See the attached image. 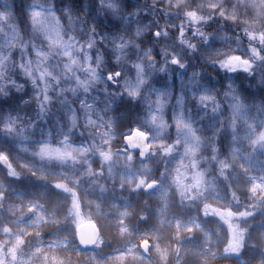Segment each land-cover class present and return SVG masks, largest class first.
Instances as JSON below:
<instances>
[{
    "label": "trees",
    "instance_id": "obj_1",
    "mask_svg": "<svg viewBox=\"0 0 264 264\" xmlns=\"http://www.w3.org/2000/svg\"><path fill=\"white\" fill-rule=\"evenodd\" d=\"M173 1L115 0L117 9L112 11L99 8L96 0H63V5L57 0H50V3L55 5L67 34L85 39L91 26L96 25V35L104 37V40L100 42L98 39V44L91 53L93 65L101 50L104 51L105 58L97 69L98 79L90 80L87 73H77L81 80L89 79L87 91L77 86L75 78L61 77L59 84L50 81L52 86L47 91L49 99L45 102L41 81L37 78L33 84L18 66L26 57L20 45H29L30 54L31 44H40L39 35L29 23L32 0H0V12L11 13L10 23L15 26L5 27L4 32L0 34V55L8 57L0 74V125L9 119L16 122L15 133L0 128V153H5L12 164L19 161L23 163V166L16 170L18 176L8 174L9 169L0 163V179L5 185L0 189V213L5 223L24 216L14 227L23 241L14 249V256L12 252L1 254L0 264L255 263L253 258L258 257L255 253L258 247L254 248L248 244L245 236L239 241L240 261L236 260V254L228 251L225 246L221 252H227L208 255V261L201 259V255L191 254L187 249L192 245L196 246V250L201 249L206 253L198 238L199 232L194 228L192 232L182 233V228L190 227L194 223L199 227L210 225L202 210L204 182L201 181V184L196 186L193 178L197 173H200L205 181L214 180L218 176L222 179L227 177L225 170L231 168L227 152L233 144L225 142L224 130L220 125L212 124L210 109L198 102V87L194 85L195 91L191 94L185 90V84L190 76L195 75L194 78L201 81V84L215 95L224 112H227L224 103L225 92L229 89L227 82L239 84L237 89L242 93L241 99L249 100L251 116L259 123L264 119V94L261 92V85L264 84V62L257 61L251 75L244 71H223L215 63H209V59H204L198 50L190 54L191 50L181 42L180 33L183 29L182 39L195 43L197 49L209 47L223 51L224 55H240L251 59L250 49L256 47L261 55H264V46L260 40H250L247 35L248 32L264 33V3L261 0H183L182 4ZM44 2L47 4L49 0ZM65 8L73 17L71 21L65 15ZM132 9H135V13L129 14ZM99 11H103L105 16H98ZM190 11H194L203 19L194 23L186 15ZM114 17L118 18L116 22L112 19ZM157 31L165 36L169 43L173 44L172 41H175L174 44L181 47L182 63L186 62L187 65L185 68L179 69L170 62L172 53L164 46L161 37L153 35ZM136 32L140 35L137 36ZM204 35H207V41ZM13 38L15 44L10 43ZM113 39L132 41L123 49V58L119 62L115 60L118 53L114 50ZM136 44L140 47L137 48ZM149 48L155 57V64L151 67H148L151 62L145 64V73L150 76V83L133 102L124 92L123 85L127 78L134 77V69L128 61L139 60ZM222 58L223 56H215L210 60L214 62ZM50 63L58 66L55 68L56 73L58 69H62L60 58L53 57ZM161 67L164 68L163 72L160 71ZM116 70H120L122 75L119 78L114 77L117 83L113 84L107 81L106 75ZM216 77L218 81L213 79ZM257 81L261 83L258 84ZM148 88H170L173 92L179 88L183 100L182 115L198 137V147L192 155H185L179 150L165 153L157 148L150 149L148 157L152 156L154 162L149 177L156 181L157 185L165 186L161 197L150 195L138 182H129L131 174L127 173V169L132 171L146 159L140 160L122 141L123 135L133 127L148 131V127L141 121L147 113L148 100L145 94ZM73 114L77 118L75 126L71 123ZM164 119L165 141L167 144H173V140L177 139V129L169 108L164 114ZM90 120L94 123H89ZM110 136L113 138L107 145V137ZM65 137H68L67 142L73 147L85 148L89 145L91 148L86 152L87 155H83L78 161L66 159L62 162H50L55 171L65 172L71 178V181L66 179L63 182L60 177V180L55 182L51 176L44 174L47 158L41 159L36 153L42 143L58 147ZM106 147L119 150L117 152L126 157L129 155L128 162L122 163V157H117L112 152L110 157L113 167L107 170V163L99 154ZM246 147L248 145L240 136L237 146L233 149H238L236 153L240 157V151ZM100 148L102 149L97 150ZM182 155H185L184 159ZM86 158H89V164L86 163ZM221 162L226 163L228 167L220 170ZM234 163L238 171L237 179L242 180V163L239 160ZM255 171H251V174L254 175L253 179L258 181L259 175L262 174H254ZM178 179L183 180V194L178 186ZM251 181L252 177L247 182L249 186L252 185ZM60 183L66 184L76 192L75 198L78 192L80 199L76 200L79 208L83 207L84 200L95 203L98 214L90 219L102 224V233L95 246L81 248L75 237L72 242L59 244L63 237H67L66 226L69 223L62 217H66L68 211L76 208L72 204L73 192L56 187ZM227 190L232 192L231 189ZM245 192L247 194L241 192V197L239 193L237 198L240 202V217L250 220L251 224L255 222L256 225L264 226V209L259 207L264 205V199H261L263 193L260 189L255 193L248 190ZM258 195H261V198L256 204L254 197ZM57 202L59 206L55 210V217L48 221L51 217L49 212ZM31 203L43 207L47 220L33 223L36 212ZM217 209L220 212L225 210L223 206ZM162 219H171L172 222L174 220V224H163L160 238L155 241L154 235L158 233L157 228ZM242 230L248 232L247 228L243 227ZM174 232L176 238L172 235ZM144 239L167 249L171 247L167 261L158 263L154 255L146 256L139 248V242ZM258 249L264 254V247L260 246ZM248 250L252 253H247ZM245 258L249 259L244 260ZM148 259L149 261H146Z\"/></svg>",
    "mask_w": 264,
    "mask_h": 264
},
{
    "label": "rangeland",
    "instance_id": "obj_2",
    "mask_svg": "<svg viewBox=\"0 0 264 264\" xmlns=\"http://www.w3.org/2000/svg\"><path fill=\"white\" fill-rule=\"evenodd\" d=\"M175 1L176 0H174L173 3H176ZM179 4H182V3H179ZM157 37H161L160 39L162 40V43L164 44V46L167 47V49L170 50V52L172 53V56L173 55L177 56L180 62H182L183 56H182L181 47H179L177 44H174L176 43L175 41H172L173 44L171 42L169 43L168 40L165 39V36L159 35ZM197 50L200 54H202L204 59H210L215 56L216 57L224 56L223 51H218V50H215L209 47L199 48ZM171 58H170V61H171ZM59 68H60V65H59ZM178 68L181 69L179 66ZM60 71L58 69L57 74H59ZM194 76H190L187 79L188 83L185 84V90H187L191 94L193 92L194 94L195 89L193 88L195 85L199 89L198 96L202 94H211V92L201 84V81L197 80V78L195 79ZM129 81L132 84H135L136 83L135 76L132 79L127 78L123 85L126 87V82H129ZM235 91L242 103V108L240 109L239 113L234 112L231 106L232 101H230L225 95H224V103L227 107L226 108L227 112L222 111L221 110L222 108H220L218 112H213L212 106L210 105L207 106V108L210 109V116H211L212 124L215 126L220 125V127L224 130L225 142L230 145L233 144V146H231L232 148L230 147L229 152H227V157L229 159L230 167H231L228 171L225 170L227 177L222 179L218 176L217 178L215 177L214 180H210V181H205L204 178H201V181L204 182L202 188H203V192L205 193V196L203 197L204 201H203L202 210H203L204 216L209 220L208 223H210V225H208L207 227H201V226L199 227L197 223H194L190 226L192 229L191 231L188 230L190 227H187V226L183 227L181 230L182 233H184V231L192 232L193 229L195 228L199 232L198 238H200L202 247L206 249V253H203L201 249L200 251L196 250V246H192V245H189L187 249L191 254L201 255V259H204V260H207L206 258L208 255H213L215 253L221 254L223 252H227L225 250H222L221 252V249L224 246L227 248L228 251L234 250L235 252L237 248L236 243L240 241L242 236H245V238H247L246 242L248 241L247 243L250 245H253L254 248L255 247L259 248L260 246L264 247V226L256 225L255 222L251 224L249 223L250 220L242 219L240 217L241 213L239 212L240 202L237 199L239 193L241 197V192L245 194H247V192H245L246 190H248V192L249 191L252 192L250 189L253 183H264V146H260V145L253 146L252 145L251 140H250L251 130L249 128V125H252L257 130H259L260 128H264V119L262 118L259 123H256V121L251 116L252 108H250V111H249V100L241 99L242 93L239 89L236 88ZM158 94L163 96L166 103H165L163 110L157 112L159 119L154 122L152 121L151 116H150V109L154 110L155 104L152 103L150 105L149 101L150 100L155 101ZM145 98L146 100H148V108H147L146 116H144L141 119V121L143 122L145 126L148 127L147 132L150 135L149 137L150 149L157 148V150L164 151L163 149L165 147L172 145L173 147L170 152L179 150L185 155L186 154L192 155L193 153H195V152L190 151V149L194 148L196 151L198 147V143H197L198 141L197 139H194L193 134L188 132L187 129H178L176 126L177 139L173 140L174 141L173 144L172 143L167 144L165 141L166 140L165 139L166 121L164 119V114L167 112V109L168 108L170 109L171 114L175 120V125H176V119L181 116L183 117L182 109H181L182 102H183L181 90L178 88L176 92H173L172 89L170 88H167V89L148 88L147 93L145 94ZM183 119L185 123H188V121L184 117ZM233 120H235L236 122L235 128H233L232 126ZM6 121L7 120H5V122ZM240 136L244 138V142L246 145H248V147L243 148L242 151H240V154H239L240 157H239L236 153L238 149L235 150L233 148L234 146H237V142ZM112 138L113 137L111 136L107 137V145H109ZM58 146L63 147V144H59ZM71 147L73 146L71 145ZM73 148H76V147H73ZM85 148L89 149L91 148V146L88 145ZM101 149L102 148L97 149V150H101ZM104 151L109 152V153L113 152L114 153L113 155L120 157V158L122 157L121 159V161H123L122 163H127L130 158L129 155H127L126 157L124 156V154L117 152L119 150L115 151V149L111 147L104 148ZM76 155H77L76 160H72V159L70 160L78 161L83 155H87V153L86 152L83 154L76 153ZM185 155H182L183 159ZM111 159H112L111 157L107 161L103 159L107 163V165L105 166L107 170H110L113 167V163H112L113 160L111 161ZM54 160L56 162L60 161L55 158L46 159V162H45L46 167L43 170L44 174L46 173L47 175L51 176V178H53L55 182H58L60 180V177L63 182L66 181V179L71 181V178L68 177L69 174L65 172L58 173L52 168L50 162H54ZM238 160L241 161L242 163V166L240 164V167L243 170L242 180H240V178L237 179L238 171L237 169H235L236 165L234 162ZM85 161L87 164H89V158H86ZM153 162H154L153 157L152 156L148 157L147 155L146 161L143 164L136 165V167L133 168L132 171L130 168L127 169V173L131 174V176L128 178L129 182L140 183V181L143 180V184L141 183L140 184L143 186L144 189H146L147 183H149L150 181H154L150 179L149 177V175L151 174L152 168H153ZM12 166L15 168V170H18L23 166V163L19 161L16 164H12ZM209 167L211 166L209 165ZM214 167L216 166H213V168ZM6 168L8 167L6 166ZM219 169L222 170L224 168L220 166ZM254 169L256 170L254 174H262V175H259L258 178H260V180L258 181L256 179H253L254 175L251 174V171H254ZM251 177H252V181H251L252 185L249 186L247 182L250 181ZM4 186H5L4 183L0 179V189H3ZM72 188L75 191V188L74 187ZM227 189H231L232 192H228L230 190H227ZM146 190L148 191L150 195L161 197L163 196L165 192V186L157 185V183H155V186H153L151 189H146ZM254 198L257 200L256 204H258V200L261 198V195L260 196L258 195ZM76 199H80V195L78 194V192H77ZM261 199H264V193ZM57 206H59V202H57L55 206L53 207V209H51L53 212L52 211L49 212V216L51 217L48 219V221L53 220V218L55 217L54 215L56 214L55 210L57 209ZM219 206H223L225 210L220 212L217 209V207ZM31 207L36 212L34 216L36 218L33 223L35 222L40 223L42 221L47 220V215L44 214L46 212L44 211L41 205L37 203H31ZM259 207L264 209V205H259ZM52 213H53V216H52ZM97 214H98V209L96 208L95 203L89 200H84L83 207L79 208L78 211L76 208H73V211L72 210L68 211L67 216L62 217L63 220H68L69 222L68 225L66 226L67 237L65 238L63 237L62 241H60L59 244H67L69 242H72L75 236V233H74L75 226L83 221L91 220L90 217L92 216L97 217ZM221 214H223V217H221ZM219 216H220V219H219ZM22 219H24V216L16 218L15 221L12 219L11 221L5 223V219H3V215H1L0 213V256L1 254L10 252V249H13V248L16 249L22 243L23 241L22 238H20L19 233L14 228L16 224H18ZM92 221H94L97 224L99 228V233L101 234L102 224L100 222L97 223L95 220H92ZM193 221L195 222L196 220L193 219ZM171 222H172L171 219H169V221L166 219L165 220L162 219L160 221L159 227L157 228L158 233L157 234L155 233L154 235L155 241L160 238V235H161L160 230L163 227L162 225L163 224L168 225ZM172 224H174V220ZM5 227L9 229L8 232L4 231ZM243 227L247 228L248 232L246 231L244 232L242 230ZM217 229H219V231H217ZM172 235L174 238H176L175 232ZM170 248L167 249L165 246H161L158 243H153V244L151 243L149 254L154 255L158 263H164L169 258V253L171 252ZM258 248L255 249V253L257 254L258 257H260L262 264H264V254L261 251V249H258ZM246 252L249 254L252 253V251L250 250ZM146 261H149V259Z\"/></svg>",
    "mask_w": 264,
    "mask_h": 264
},
{
    "label": "snow or ice",
    "instance_id": "obj_3",
    "mask_svg": "<svg viewBox=\"0 0 264 264\" xmlns=\"http://www.w3.org/2000/svg\"><path fill=\"white\" fill-rule=\"evenodd\" d=\"M103 6L106 8L116 11L117 5L115 0H103ZM213 7H215L213 5ZM186 15L195 23L199 20L203 19L197 15L194 11L187 12ZM29 16H30V24L36 30L37 33H41L46 38V46L45 44L37 45L35 42L31 44V53L28 54L29 45L22 44L20 45L21 49L26 53L25 61L18 66L33 82L36 83L37 78L43 84V92L45 102L48 101L49 97L47 96V91L51 88V82H55L56 84L60 83L61 77L64 78H75L76 84L78 87H83L85 91L88 90L87 85L90 80L98 79L97 69L100 67V59L97 55L95 58V65H93V57L91 55L93 49L96 48L98 44L97 35L95 32H89L85 39H80L75 35H69L64 31V27L60 18H58L53 12V5L49 2L46 4L44 0H32V4L29 8ZM11 21V13L9 12H0V34H2L7 28H14L15 26L10 23ZM184 30L181 29L180 38L181 42L186 44L187 42L182 39ZM153 35L159 36L160 32L157 31L153 33ZM250 40L259 39L261 45L264 46V33H255L248 32L247 33ZM104 37H100L99 41L102 42ZM10 43L15 44V39L10 40ZM112 43L115 45L114 50L118 53L117 62H119L123 58V49L128 46L127 41L116 40L113 39ZM251 59L244 58L240 55H224L222 59H218L215 62L218 64L221 70L227 72H235V71H244L249 75L253 74V68L257 61L264 62V55H261L260 50L256 47H251ZM54 53L56 55H54ZM147 54V53H145ZM60 58V62L62 63V70L59 74L56 73L55 68L57 65H52L50 61L53 57ZM8 57L4 55H0V74L3 71V65L5 60ZM172 64L180 65V60L177 56L173 55L170 61ZM137 72V81L135 84H132L130 81L126 82V87L132 94H135L138 88L140 87V78L142 77L145 69L141 64H137L135 66ZM35 72V75L33 73ZM78 72L87 73L89 79L81 80L77 75ZM122 75L120 70H116L115 72H108L107 81L115 84L117 80L114 77L119 78ZM225 96L232 101V108L234 112L239 113L242 108V103L235 91L234 88H229V91L225 92ZM198 102L205 106H212L213 112H218L221 108L220 103L217 101L215 95L212 94H202L198 98ZM154 103L155 109H150V116L152 121H157L159 119L157 112L163 110L166 101L164 100L162 95H158L155 101H151L150 105ZM43 111V105L41 106ZM77 118L75 114L71 116V123L73 126L76 125ZM162 122V121H161ZM89 123H94V121H89ZM166 126V125H165ZM176 126L178 129H187L188 132L193 134L194 139H198L195 137V133L193 132L192 126L189 123H185L183 117H178L176 119ZM233 128L236 127V122L233 120L232 122ZM0 128L6 130L8 132L15 133L16 132V122L14 119L7 120L3 125H0ZM251 130L250 140L253 146L260 145L264 146V128H260L259 130L255 129L252 125H249ZM134 138H139L140 144H142L144 150L148 149V145L143 143L146 139V134L139 129H133L131 134L125 137L126 142H130L136 144V140ZM68 137L64 138L62 141L63 147H51L50 143H42L39 146V150L36 153L41 159L45 158H55L58 160H66L72 159L76 160V153L83 154L88 151L86 148H73L67 142ZM172 145L165 147L163 150L165 153H168L172 150ZM190 151L195 152V149H190ZM100 156L105 160L110 159V153L106 151H100ZM143 155V152H142ZM0 163H4L7 165L9 169V174L12 176H18L17 171L10 163L7 155L5 153H0ZM222 163V168H227L228 165L226 163ZM89 172L91 169L89 168ZM201 174L197 173L194 179V184L199 186L201 184ZM143 184V180L140 181ZM148 185H146L147 187ZM178 186L183 190L185 188L182 179H178ZM56 187L60 189H64L65 191L71 192L72 190L67 187L66 184L60 183L57 184ZM191 187V186H188ZM257 189H260L262 193H264V183H253L251 187V191L253 193L256 192ZM73 204L75 205L77 211L79 209L78 201L75 198V193H73ZM191 231V227L188 229ZM5 232H8L9 229L7 227L4 228ZM123 231V229H122ZM147 243V241H145ZM18 246V245H17ZM13 256L15 254V250L10 249Z\"/></svg>",
    "mask_w": 264,
    "mask_h": 264
},
{
    "label": "clouds",
    "instance_id": "obj_4",
    "mask_svg": "<svg viewBox=\"0 0 264 264\" xmlns=\"http://www.w3.org/2000/svg\"><path fill=\"white\" fill-rule=\"evenodd\" d=\"M57 2L60 3L61 5H63V0H57ZM261 2L264 3V0H261ZM176 3H183V0H176ZM96 5H97L99 8H106L105 6H103V0H96ZM53 12H54V14H55L58 18H60L59 14H58L57 11H56L55 5H53ZM64 12H65V15H67V17H68V20L71 21V20L73 19V17L70 15L69 10H68L67 8H65V9H64ZM134 13H135V9H132V11H131L129 14H134ZM97 15H98V16H101V17H104V16H105V13H104L103 11H99V12H97ZM112 19H113L114 22H116V20H117L118 18H115V17H114V18H112ZM29 23H30V21H29ZM30 25H31V24H30ZM90 32H95V33L97 32V27H96L95 24H93V25L91 26ZM37 34L39 35L40 44H45V46H46V38H45V36H44L43 34H41V33H37ZM135 34H136L137 36L140 35L139 32H136ZM69 35H72V34H69ZM201 35H203V34L201 33ZM99 38H100V37L97 36V39H99ZM204 39H205V41H207V39H208L207 35H204ZM125 41H127L128 43H131V42H132V41H128V40H125ZM185 41L187 42L186 45H187L188 49L191 50V51H190V54L195 53V52L197 51V46H196V44H195V43H189L187 40H185ZM114 47H115V45H114ZM136 47L139 48L140 45H139V44H136ZM145 53H147V54H145ZM54 55H56V54L54 53ZM98 56H99V59H100V65H101V63L104 62V58H105V56H104V51L101 50L100 53L98 54ZM57 58H59L58 55H57ZM115 60L117 61V56L115 57ZM146 62H151L150 64H148V67H151L153 64H155V57L152 55V50H151L150 48H149L147 51L144 52L143 56L140 57L139 60H136V61H131V60H130V61H128V63H129V65L131 66V68L134 69V73H133V75L135 76L136 81H137V72H136V68H135V66H136L137 64H141V65L144 67V69H145V64H146ZM208 62H209V63H215L216 66L218 67V64H217L215 61L213 62V61H211V60L209 59ZM186 66H187V65H186V62H185V63L180 62V65H179L180 68L183 69V68H185ZM160 71L163 72V71H164V68L161 67ZM197 74H198V75L200 74L199 70H197ZM213 79L218 81V77L213 78ZM32 83H33V82H32ZM149 83H150V76H149L148 74H146L145 71H144L142 77L140 78V87L138 88V90L136 91V93H135V94H132V93L129 91V89H128L127 87L124 88V92H126L127 95H128L129 97H131V100H132L133 102H135V101L140 97V95H141V91H142V90H143V89H144ZM257 83L260 84L261 82H260V81H257ZM227 88H234V89H236V88H239V84H233L232 82L229 81V82H227ZM261 92H262V94H264V84L261 85ZM158 95H159V94H158ZM158 95H157V96H158ZM150 102H151V100L149 101V103H150Z\"/></svg>",
    "mask_w": 264,
    "mask_h": 264
},
{
    "label": "water",
    "instance_id": "obj_5",
    "mask_svg": "<svg viewBox=\"0 0 264 264\" xmlns=\"http://www.w3.org/2000/svg\"><path fill=\"white\" fill-rule=\"evenodd\" d=\"M156 36V35H155ZM133 129H139V128H133ZM132 129V130H133ZM131 130V132H132ZM140 131L144 132L143 130L139 129ZM131 132H129L128 134L123 136V142L124 144L132 151H138V157L141 160H144L146 158V155L148 154L149 150H150V144H149V133L144 132L146 134V139L143 141V143L148 145V149L145 151L142 144H140L139 142V138H134L136 140V144L130 143V142H126L125 141V137L130 135ZM143 152V155H142ZM4 164V163H2ZM5 165V164H4ZM6 166V165H5ZM155 182H149L146 188L150 189L154 186ZM75 235H76V240L79 244L80 247L82 248H88V247H92L99 238V228L97 226V224L93 221H84L81 222L79 224L76 225L75 227ZM145 241L147 240H142L139 244L141 250L147 254V249L150 246V242L147 241V243H145Z\"/></svg>",
    "mask_w": 264,
    "mask_h": 264
},
{
    "label": "flooded vegetation",
    "instance_id": "obj_6",
    "mask_svg": "<svg viewBox=\"0 0 264 264\" xmlns=\"http://www.w3.org/2000/svg\"><path fill=\"white\" fill-rule=\"evenodd\" d=\"M106 77H107V75H106ZM237 244V248H236V250H235V252H234V250H233V253H235L236 254V257H235V259L237 260V259H239V261H240V259H241V256H240V254H241V248H240V243L239 242H237L236 243ZM262 248V247H261ZM262 251V250H261ZM222 258V257H221ZM207 260H205V261H208L209 259H210V257L209 256H207V258H206ZM224 258H222V260H223ZM249 258H245L244 260H248ZM253 259H255V263L254 264H262V261L260 260V257H255V258H253Z\"/></svg>",
    "mask_w": 264,
    "mask_h": 264
}]
</instances>
